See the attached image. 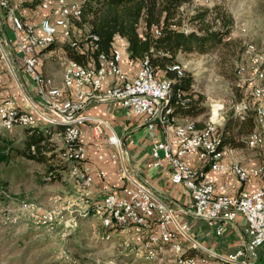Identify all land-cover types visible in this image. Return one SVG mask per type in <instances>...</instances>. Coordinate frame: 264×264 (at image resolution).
<instances>
[{
	"label": "built area",
	"instance_id": "built-area-1",
	"mask_svg": "<svg viewBox=\"0 0 264 264\" xmlns=\"http://www.w3.org/2000/svg\"><path fill=\"white\" fill-rule=\"evenodd\" d=\"M30 1H35V14H32V18H24L17 12L15 0H0V10L12 30L18 33L9 40L16 48L15 62L30 77L35 89L40 71V51L55 43L57 38L73 41L76 49L86 51L87 41L95 46L97 36L87 34L81 44L77 43L70 39L71 19H67L66 15H59V6L63 5L46 3V0ZM69 10H75V7L66 9ZM152 30L154 34L159 33L158 28ZM55 49L58 52L59 48ZM0 58L8 60L5 52H0ZM122 59L131 62L114 44L107 53H98L94 60L88 59L80 65H73V60H70V73L62 74L67 75V83H62L63 88L56 86L51 77V84L45 86V98H38L37 90L35 97L24 94L27 110L32 112V119L26 122H19V118L9 116V108L17 106L14 94L4 95L0 92V126L7 130L12 129L9 127V120H16V126H24L57 117L80 116L79 127L71 132L52 133L51 140L61 143L59 156L69 164L67 177L78 186V190L52 196L59 197L58 208H51L50 204L36 206L29 200L21 201V208L29 211L36 225L48 229L60 227L64 232L74 230L79 225L80 217H74V210L82 212L89 207H97L102 212L110 211L112 219H103L106 230H133L139 236L138 247L142 251L145 243H154V250L146 252L151 254V262L158 258L155 257V248L167 237H179L182 244L181 237L190 244H198L188 235V225L177 222L172 207L157 197L125 164L121 141L112 130L107 134L106 141L116 149V152H111L110 157L118 156L120 159L116 170L120 183L104 185L101 187L102 197H92L93 175L87 163L86 147L79 138L80 127L87 123L93 135L100 137L107 125L99 118L82 114V109L91 99L118 100L131 113L144 116L150 136H153L155 129L161 131L163 136L154 140L151 157L146 165L165 167L173 183H181L188 189L191 199L189 209L194 215L216 223L217 233L225 225L234 223L238 214L244 218L245 238L223 255L214 253L220 264H263L258 260L257 252L259 248L264 250V150H261L259 138L252 134L250 140L257 141L260 158L253 165H244L250 167V174H243V169H234L231 160H227V157L233 155V148L220 145L219 130L205 133L204 140H197V135H183L180 126L176 133H167L166 121H172L169 119V112L163 116H155V107L163 102L166 85L164 78L159 76V81H151L146 75L142 57L133 60L136 65L134 79H125L126 70L120 63ZM257 65L260 64L239 63L236 66L237 74H241L239 87L249 93V102L238 105L235 100L233 108L234 112H239L244 107L249 108L254 122L255 118H259L255 100L264 99V88H260V78L256 76ZM9 70L15 77V67L9 64ZM175 78H179L177 73ZM250 80H257V96H250ZM184 95L185 93L178 95L177 99H182L184 103ZM48 100H58V109L48 107ZM199 148H206L207 155H215V162L208 169L194 167L186 159L193 155L205 163L206 158L199 157ZM102 157V154L98 155L99 159ZM210 171L225 176L233 175L248 188L231 194L228 182H218ZM97 175L102 178L104 171L99 170ZM253 180L259 182L252 186ZM167 249L173 253V261L177 264H197L198 261L206 263L193 257H188V263H180V251L171 247Z\"/></svg>",
	"mask_w": 264,
	"mask_h": 264
},
{
	"label": "rangeland",
	"instance_id": "rangeland-1",
	"mask_svg": "<svg viewBox=\"0 0 264 264\" xmlns=\"http://www.w3.org/2000/svg\"><path fill=\"white\" fill-rule=\"evenodd\" d=\"M54 1L64 4L72 1L80 3L81 0ZM20 4L25 7V17L31 14V8L34 14L35 7L32 6L35 1L21 0ZM214 6L232 15V42L217 44L205 53L177 52L175 62L181 65L183 75L190 79L194 97L202 96L200 107L205 109L203 116L210 112L206 121H213L222 128L235 99L242 93L237 89L241 80L235 71L236 66L246 60L245 46L252 44L264 53V0H190L179 7L177 16L185 29H195L198 24L191 23L189 17L196 11ZM86 31L85 24L74 20L71 22L70 39L81 44ZM56 46L46 50L53 58L50 60L52 66L59 72L64 70L63 56L68 57V54L63 42L58 43V52ZM9 75V82L13 84L15 80ZM259 75L260 82L264 84V68ZM252 82L250 80V87ZM260 121L264 123V119ZM27 127L30 126L15 125L7 130L0 126V264H132V259L144 260L135 254L137 246L133 253L128 249L134 245L133 242L119 244L109 240L112 232L100 223L101 230L95 215L80 216L77 228L65 232L60 227L48 229L34 223L29 211L21 208V201L29 200L36 206H48L47 202H50L51 208H58L59 197L51 196L68 193L61 189L58 180H48L43 163L19 154L18 151L24 147ZM247 146L256 150L247 142L238 148L245 149ZM58 149L59 144H56ZM248 152L255 157L254 151ZM47 196H50L48 201ZM144 264L153 262L144 260Z\"/></svg>",
	"mask_w": 264,
	"mask_h": 264
},
{
	"label": "crops",
	"instance_id": "crops-1",
	"mask_svg": "<svg viewBox=\"0 0 264 264\" xmlns=\"http://www.w3.org/2000/svg\"><path fill=\"white\" fill-rule=\"evenodd\" d=\"M20 2L21 0H15V3L17 4V12L20 13L24 18H32V8L30 9L31 14L28 17H25V7H22ZM34 11L35 8L33 12ZM15 35H18V33H15L12 30L10 24L5 20L3 11L0 10V41L2 42L0 43V52H5L8 59L3 60L0 58V92L4 95L11 93L14 94L17 108L28 111L32 116V112L27 110L23 96L24 94H27L31 97H35L37 84L35 83L34 89V85L30 77L27 76L20 65L15 62V57L17 55L16 48L14 44L10 43L9 41L13 39ZM60 42H63V40L57 38L54 46L57 45L56 47L60 48V46H58V43ZM115 45L122 51L124 57H129L128 53L126 52V43L121 37H116ZM47 50L45 49L39 53L41 60V65L39 68L40 75L43 79H45V86L46 84H51L52 77L54 84L58 87H62L64 76L62 74L65 72V68L70 65L68 64L70 59L66 56H63L64 59L62 62L64 64V70L56 72V68L52 66L50 61L53 58L50 56V51ZM129 58L131 59V62H127L122 59L120 63L121 66L126 70L128 76H133L135 75L136 69V65L133 62L135 59L131 57ZM9 64L15 67V77L9 70ZM9 73L11 74L9 75L11 79L16 81H14V85L9 82ZM156 74L160 77L164 76V72L160 70L156 71ZM82 114L89 117L99 118L107 125L104 126V134L100 137L93 135V132L87 123H84L80 127L79 138L86 147L87 163L90 167V172L93 175L91 195L94 199H99L102 197V186L110 185L111 183H120L116 171L120 163V159L118 156L115 158L110 157L111 152H116V149L106 141L107 134L110 132V130H112L117 134L121 141L123 160L125 164L137 178L142 179V181H144V183L153 190L157 197L172 207L177 222L180 224L186 223L189 227L187 232L188 235L198 243L190 244L188 240H185L181 237L184 244L183 246L181 243V255L193 256L199 260L203 258L204 261H206V263H201L198 261L197 264H220L217 256L214 255V253L217 255H223L236 246L243 238H245L243 232L245 220L242 215L238 214L234 223L225 225L224 229L220 233H217L215 229L216 223H212L205 218L198 217L191 212L189 209V203L191 200L189 191L183 184L173 183L165 167H148L146 165L147 161L151 157V146L154 140L162 138L163 135L159 129H155L153 136H150L147 131L143 115H135L131 113V111L124 108L118 100L97 99L89 100L86 106L82 109ZM208 114L203 116L204 114L201 113L190 117L195 121L196 126L201 127L205 123L213 122L206 121ZM176 115L177 119H179L180 116H183L180 114ZM60 122V117H57L50 121H42L39 124L41 126H48L56 130L59 129V126H61L60 124L62 123ZM171 130L172 126L169 128V131ZM55 144L61 145L59 142H55ZM256 150L249 147H246L245 149L238 147L233 148V155L227 157V160H231V163L237 162L242 165H253L257 162V159H259L260 155L259 150ZM248 151H254L255 157L252 156ZM99 154H102V159L98 158ZM199 157L204 158L201 153H199ZM186 159L194 167L208 169L209 164L206 159L205 163L193 155L187 156ZM67 169L62 172L58 182L61 186V189H65L63 190L65 193H72L78 190V186L67 177ZM99 170L104 171V176L102 178H99L97 175ZM210 174L215 177L218 182L227 181L229 184L228 189L231 194H235L241 189L248 188L246 184L237 181L233 175L225 176L213 171H210ZM258 182L259 181L257 180H253L252 186ZM48 198H50V196H47L46 201H48ZM47 203L50 204V202ZM90 217L94 216L90 215ZM96 220L98 221L99 228L102 230L100 221L97 218ZM109 232H112L109 240L118 241L119 244H127V242H130L131 244L133 242L135 246L131 245L128 247V249L131 250V253H133V249H135L136 246H139V236H137V234L131 229L110 230ZM177 238L180 241V238ZM167 248H170L168 244L164 245V247H162L156 253L155 257L158 258L155 261H152L153 264H175L173 261V253ZM137 250H139V247L136 249L135 254H137ZM257 252L258 260L264 264V250L259 248ZM184 253L187 255H184ZM140 257L141 256L139 255V259L142 258ZM144 260L135 261V259H132L131 263L144 264ZM145 261L151 262V260Z\"/></svg>",
	"mask_w": 264,
	"mask_h": 264
},
{
	"label": "trees",
	"instance_id": "trees-1",
	"mask_svg": "<svg viewBox=\"0 0 264 264\" xmlns=\"http://www.w3.org/2000/svg\"><path fill=\"white\" fill-rule=\"evenodd\" d=\"M190 0H81L79 22L87 26V34H95L97 41L93 46L87 41L86 51L73 48L68 41H63L67 56L75 64L94 60L98 53H107L115 44L116 37L126 43L128 56L134 59L146 58L152 67L163 71L164 76L174 79L173 89L185 92L182 99H171L173 112L180 115L195 116L205 112L201 106L202 96L194 97L190 79L185 75L175 78V73L168 65L175 63L177 52L205 53L217 44L227 45L232 42L233 17L219 6L196 11L189 21L198 24L196 28L184 30V23L177 16L179 7ZM155 24L159 34H154L151 26ZM54 43L47 47L50 49ZM179 86V87H178ZM241 95L236 101L249 102V93L240 87ZM243 110V111H242ZM239 114L233 109L227 116L220 132V145L242 147L247 137L257 126L252 112L244 107ZM24 147L19 154L45 165L48 180H60L61 174L69 164L59 156L56 144L49 141L42 130L27 127ZM184 255H187L184 253Z\"/></svg>",
	"mask_w": 264,
	"mask_h": 264
},
{
	"label": "bare ground",
	"instance_id": "bare-ground-1",
	"mask_svg": "<svg viewBox=\"0 0 264 264\" xmlns=\"http://www.w3.org/2000/svg\"><path fill=\"white\" fill-rule=\"evenodd\" d=\"M46 3H52L53 5H63V6H59V15H66L67 19H71V22L79 19V16L81 14L80 3L76 1L68 2L64 4H58L54 0H46ZM72 6L75 7V10L66 11V9H72ZM34 14H35V11H34ZM152 28H157V26L153 24ZM89 35H95V34H91L90 32ZM68 42L73 48H76V44L73 43V41H68ZM245 50L247 53L245 57L246 60L242 63L260 64V65H257L256 67V74H258L256 76L259 77L260 76L259 74H261L264 68L263 66L264 53L252 44H247L245 46ZM144 63H145L146 75H148L149 79L151 81H159V76H157L156 70L152 67V65L148 62L146 58H144ZM40 65H41V60H40ZM73 65H79V64L73 63ZM168 69L173 71L174 73H177V77L183 76L182 67L178 62L168 65ZM64 73H70V65L65 68ZM235 73H236L237 78L241 80V74H237V67H236ZM134 77L135 75L128 76L127 72H125V79H134ZM161 78H164V82H166V85L164 86L163 102L162 104H158V106L155 107V116H163L164 113L169 112V119L172 121H166V132L167 133H176V129L179 128L180 126L182 128L183 135H197V140H204L205 133L218 130V125L215 122H208V123H205L203 126L198 127L196 126L195 121L190 116H187V115L180 116V118L177 119V115L175 114V112L170 111L173 108L170 101L172 98L177 99L178 95H183L185 92L183 89H180V88L173 89L174 79H171L166 76H162ZM44 83H45V79L42 78L39 72L37 76V83H36L39 98H45V84ZM63 83H67V75L63 76ZM260 88H264V84L261 82H260ZM257 94H258L257 80L256 81L253 80L252 85L250 87V96H257ZM177 100H180V99H177ZM238 105H245V103L242 104L238 101ZM48 107H50L51 109H58V100H48ZM233 108H235V104ZM255 110H257V114H259V118H255L257 122V126L247 137V143L250 146H253L258 150L257 141L250 140L251 135L254 134L255 137L259 138L260 140L261 150H264V123L260 121L261 119H264V99L255 100ZM240 112L241 110L239 112H234V113L239 114ZM9 116H11V118H19V122H26V120L32 119V116L29 114L28 111L21 110L17 108L16 106L9 108ZM60 119H61L60 123L62 124L58 123L61 126H59V129H56V130L48 126H41L39 123L26 124L24 126H33V127L39 128L48 136L49 140H52V133L71 132L72 130H75L77 127H79L80 116H73L70 118L60 117ZM15 125H16V120H9V127H13ZM170 126H172L171 131H169ZM199 153H201L202 156L206 158L209 166H212L214 164L215 155H207L206 148H199ZM259 153H260V150H259ZM259 158H260V155H259ZM231 165H233L234 169H243V174H250V167H244V165L237 163V162H232ZM88 214L97 216L98 219L100 220L101 226L104 229H106V222H104L103 219L104 220L112 219V212L110 211L102 212L101 208H97V207H89L87 209H84V211L82 212L81 210H74V217H80V216H84ZM166 244H168L172 249L176 251H180L181 253L182 245L179 239L177 237H167L161 240V245H158V247L155 248V256H156V253ZM153 250H154V243H145L144 251L137 250V254H139L145 260H151V254H147L146 252H151ZM188 257H193V256H183L180 254V263H188ZM201 260H204V259L202 258ZM174 262L175 264H177L176 261Z\"/></svg>",
	"mask_w": 264,
	"mask_h": 264
}]
</instances>
